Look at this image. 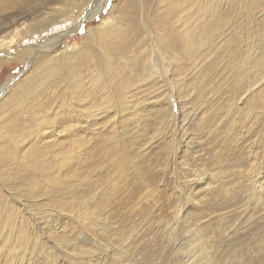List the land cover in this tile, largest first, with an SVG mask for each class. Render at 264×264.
Instances as JSON below:
<instances>
[{"label": "rangeland", "instance_id": "1", "mask_svg": "<svg viewBox=\"0 0 264 264\" xmlns=\"http://www.w3.org/2000/svg\"><path fill=\"white\" fill-rule=\"evenodd\" d=\"M101 1L0 60V264H264V0ZM94 3L0 0V41Z\"/></svg>", "mask_w": 264, "mask_h": 264}, {"label": "bare ground", "instance_id": "2", "mask_svg": "<svg viewBox=\"0 0 264 264\" xmlns=\"http://www.w3.org/2000/svg\"><path fill=\"white\" fill-rule=\"evenodd\" d=\"M90 3H87V5ZM103 3L104 1L95 0V3L92 4L89 9L82 11L78 17L75 16L76 17L75 20L66 19V15H67L69 8H64L63 11H61L62 15L65 16L64 19H61L56 24V26H54L47 32H45L46 30L45 27L41 28V29H44L42 31H40V29L32 31L37 24H32V26L26 29L24 28L20 29V27H16L14 30L15 35L12 36L11 41L6 42L7 40L5 39L0 41V60L1 62L6 63L8 61H15L20 57L31 59V56L34 53L33 47L35 46H40V49L45 50V51L54 50L55 48L61 45V42L63 41V39L66 36H68V34L71 31L79 30L82 27L81 25L90 21L91 18L96 15L97 11L103 7ZM88 24L89 23H87V25ZM27 39H29L30 41L32 40L31 43L29 42L31 45L29 44L26 45L27 44L26 43L23 48H20L19 50H16V51H11V49H13L12 47H14L20 40L26 41ZM35 41H38V42H35ZM66 54L67 53H65L64 56H66ZM30 67H31V62H28L26 65V71H28ZM20 84L18 83L17 85H20ZM4 92L5 90L2 93ZM3 95H5V93ZM168 101H169L168 98L163 99V102L166 104L169 103ZM27 208L23 206V209L25 212L29 210ZM24 211H20V212L24 213Z\"/></svg>", "mask_w": 264, "mask_h": 264}]
</instances>
